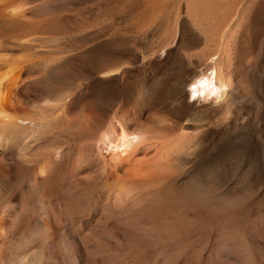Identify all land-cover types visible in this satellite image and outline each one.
<instances>
[{"label": "rangeland", "instance_id": "rangeland-1", "mask_svg": "<svg viewBox=\"0 0 264 264\" xmlns=\"http://www.w3.org/2000/svg\"><path fill=\"white\" fill-rule=\"evenodd\" d=\"M199 1L6 0L1 6L19 2L23 15L10 18L0 8V66L11 63L19 72L31 116L41 117L37 107L51 103L52 121L43 122L53 124L60 106L65 117L86 121L83 133L49 125L44 145L53 152L73 154L86 144L91 152L94 143L83 140L107 125L144 134L134 147L137 158H151L165 141L184 136L169 159L172 173L136 195V231L140 237L149 228L153 253L170 233L197 243L199 234L215 230L241 244L253 240L264 264V13L258 11L264 0H202L200 7ZM212 56L228 88L216 101L191 100L189 85L209 70ZM17 154L9 150L0 175L11 181L19 174L23 189L32 169ZM58 169L40 186L53 200ZM189 188L206 192L208 206L196 204ZM21 232L19 241L27 234Z\"/></svg>", "mask_w": 264, "mask_h": 264}, {"label": "bare ground", "instance_id": "bare-ground-1", "mask_svg": "<svg viewBox=\"0 0 264 264\" xmlns=\"http://www.w3.org/2000/svg\"><path fill=\"white\" fill-rule=\"evenodd\" d=\"M5 1L0 0V8L5 7L1 6ZM203 1L199 4L203 5ZM8 4L4 8L8 17L23 15L21 3ZM258 11L264 13V1ZM225 49L223 45L222 50ZM212 57L209 70L200 73L189 85L191 100L206 101L214 97L216 101L228 88L229 83L218 67L219 60ZM15 70L11 63L0 66V163L10 149L17 148V162L32 169V174L23 177L27 186L23 189L18 188L19 174L11 181L0 175V264H150L154 259L161 264H260L251 248L253 240L248 242L244 237L241 244L233 233L215 230L199 234L197 243L192 242L194 246L189 236L175 241L170 233L153 253L148 243V221H144L146 227L140 237L136 231L139 198L136 195L172 173H167L169 159L181 146L184 136L165 141L151 158H137L134 147L138 142L142 145L144 134L129 132L123 125L117 124L116 128L107 125L83 140L94 143L91 152L87 153V144L73 154L53 152L52 146L44 145L50 124L41 118L52 121L53 105L40 104L37 109L41 117L28 114L22 103L24 93L19 89L20 74ZM62 110L61 106L56 109L54 126L65 132L87 125L84 119L65 117ZM48 113L49 117L42 116ZM53 124L50 130L54 129ZM54 168L62 172L55 200L40 189L49 170ZM188 194L202 208L211 199L202 189L189 188ZM23 230L27 233L24 242L17 240ZM196 245L201 246L200 250L193 249Z\"/></svg>", "mask_w": 264, "mask_h": 264}]
</instances>
